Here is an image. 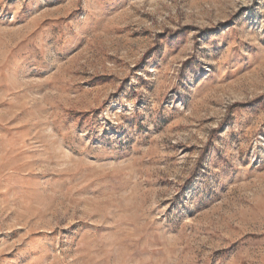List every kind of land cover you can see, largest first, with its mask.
Returning a JSON list of instances; mask_svg holds the SVG:
<instances>
[{
  "label": "rangeland",
  "instance_id": "1",
  "mask_svg": "<svg viewBox=\"0 0 264 264\" xmlns=\"http://www.w3.org/2000/svg\"><path fill=\"white\" fill-rule=\"evenodd\" d=\"M0 264H264V0H0Z\"/></svg>",
  "mask_w": 264,
  "mask_h": 264
}]
</instances>
